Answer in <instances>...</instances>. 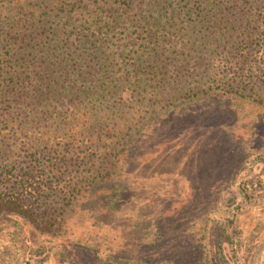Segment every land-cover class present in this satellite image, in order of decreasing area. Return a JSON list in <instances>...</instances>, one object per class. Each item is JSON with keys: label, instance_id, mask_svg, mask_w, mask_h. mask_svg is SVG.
<instances>
[{"label": "rangeland", "instance_id": "rangeland-1", "mask_svg": "<svg viewBox=\"0 0 264 264\" xmlns=\"http://www.w3.org/2000/svg\"><path fill=\"white\" fill-rule=\"evenodd\" d=\"M149 2L51 0L47 10L60 28L69 24L63 31L74 33L73 43L85 27H101L97 40L105 42L103 59L109 60L108 75L116 80L120 68L134 65V55L143 49L140 43L131 44L128 35L134 33L132 21ZM128 5L132 8L126 11ZM113 10L120 24L110 28L115 25ZM112 84L117 86L114 95L109 92L92 108L105 115L113 98L111 105L120 108L112 110L110 119L115 116L123 124L131 120L126 137L111 145H120L123 152L113 154L107 165L96 148L81 147L83 136L75 143L51 138V149L36 156L45 166L36 170L35 179L44 184L33 199L34 210L48 215L45 222L51 232L40 231L17 214L2 213L0 264H264V107L231 98L183 96L174 103L149 106L156 100L136 93L134 83ZM64 116L73 117L71 111ZM107 124L85 132L112 139L115 121ZM71 125L68 122L67 130ZM74 147L77 154L66 156L71 167L61 174L47 168L66 161L55 151ZM15 148L24 163V149ZM7 163L0 159V173ZM95 163V181L101 183H80L72 193L83 198L60 203L71 179L89 176L83 166Z\"/></svg>", "mask_w": 264, "mask_h": 264}, {"label": "trees", "instance_id": "trees-1", "mask_svg": "<svg viewBox=\"0 0 264 264\" xmlns=\"http://www.w3.org/2000/svg\"><path fill=\"white\" fill-rule=\"evenodd\" d=\"M50 3L0 0V159L8 162L7 170L0 173L4 175L0 179V215L14 213L40 231L51 232L45 222L48 215L35 211L33 205L44 184L35 179L36 170L45 166L38 164L36 156L46 155L51 138L75 143L83 136L86 140L80 146L96 148L107 165L113 154L123 152L120 145H111L118 137H126L125 126L131 120L123 124L115 116L110 119L112 110L120 108L111 105L113 98L105 115L95 114L92 108L109 97V92L114 95L117 86L112 83H134L136 93L156 100L149 106L174 103V98L183 96L231 98L264 107V0H150L146 11L132 21L134 33L128 35L131 44L140 43L143 49L134 55V65L120 68L122 75L116 80L108 75L109 60L103 59L105 42L97 40L101 27H85L73 43L74 33L63 31L69 24L62 23L60 28L47 10ZM131 8L126 6V11ZM116 14L113 10L115 25L110 28L120 24ZM155 82L158 86L150 88ZM67 111L73 116L70 119L64 116ZM110 120L115 121L112 139L85 132L93 125L108 126ZM77 128L82 129L77 133ZM104 141L110 145L104 148ZM18 145L24 149V163L21 155L16 157ZM42 145L44 149L38 150ZM76 151V147L55 151L56 155L63 153L66 161L47 168L52 166L61 174L63 168L71 167L66 156L73 157ZM83 169L90 175L77 182L72 178L70 189L63 186L69 191L59 198L60 203L79 202L83 197L72 193V188L80 183H101L95 181L96 163ZM106 169L110 173L111 168ZM8 185L10 190L3 189Z\"/></svg>", "mask_w": 264, "mask_h": 264}]
</instances>
